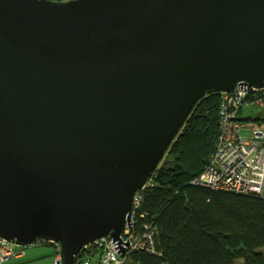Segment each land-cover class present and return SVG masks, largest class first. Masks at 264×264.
<instances>
[{
	"label": "water",
	"instance_id": "1",
	"mask_svg": "<svg viewBox=\"0 0 264 264\" xmlns=\"http://www.w3.org/2000/svg\"><path fill=\"white\" fill-rule=\"evenodd\" d=\"M237 82L264 84V0H0V237L61 264L117 238L195 102Z\"/></svg>",
	"mask_w": 264,
	"mask_h": 264
},
{
	"label": "trees",
	"instance_id": "2",
	"mask_svg": "<svg viewBox=\"0 0 264 264\" xmlns=\"http://www.w3.org/2000/svg\"><path fill=\"white\" fill-rule=\"evenodd\" d=\"M220 92L207 91L192 106L143 192V218L157 227L161 257L136 252L141 264H264L262 196L217 191L190 181L214 150ZM264 124V117H247Z\"/></svg>",
	"mask_w": 264,
	"mask_h": 264
},
{
	"label": "built area",
	"instance_id": "3",
	"mask_svg": "<svg viewBox=\"0 0 264 264\" xmlns=\"http://www.w3.org/2000/svg\"><path fill=\"white\" fill-rule=\"evenodd\" d=\"M249 104L264 109V84L253 86L237 82L232 90L220 92L214 150L201 173L190 184L217 191L263 195L264 124L235 119L242 107ZM152 185L151 174L133 192L131 206L118 237L106 234L82 245L73 264H141L132 258L136 252L161 257L157 249V227L151 221L139 220L144 216L140 211L143 192ZM44 244L54 246L53 264H59V244L52 239H36L27 246L1 237L0 264L23 257L29 246ZM157 264L167 263L162 260Z\"/></svg>",
	"mask_w": 264,
	"mask_h": 264
},
{
	"label": "rangeland",
	"instance_id": "4",
	"mask_svg": "<svg viewBox=\"0 0 264 264\" xmlns=\"http://www.w3.org/2000/svg\"><path fill=\"white\" fill-rule=\"evenodd\" d=\"M240 115L251 117V118H256L257 116L262 117L264 116V109L263 108L260 109L254 105L249 104V105H245L242 107ZM249 122H252V121L249 120ZM35 246L37 245H32L27 248L28 251H27V256L25 259L13 261V262L17 263V262L25 261L26 264H53L52 262L54 258L53 249L45 246L43 247L45 249L42 250V252L40 251V253L38 254H33L35 252H39L40 250V247H35ZM261 250L264 253V248H262ZM241 263H242L241 259H236L234 262V264H241Z\"/></svg>",
	"mask_w": 264,
	"mask_h": 264
},
{
	"label": "crops",
	"instance_id": "5",
	"mask_svg": "<svg viewBox=\"0 0 264 264\" xmlns=\"http://www.w3.org/2000/svg\"><path fill=\"white\" fill-rule=\"evenodd\" d=\"M240 112H241V110L239 111L238 116H240V117H246V118H247V116H241V115H240ZM257 117H258V116H257ZM262 117H264V116H262ZM45 246H47L48 248H52V249H53V252H54V254H55V248H54V246L51 245V244H44V245H38V246H35V247H40V250H39V252H35V253H33V254H38V253H40V251L42 252V250L45 249V248H43V247H45ZM27 251H28V249L26 250V254H25L23 257H21V258H16V259H12V261L9 260V263L7 262L6 264H26L25 261H21V262H17V263H15V262H13V261H17V260L25 259L26 256H27ZM52 262H53V261H52Z\"/></svg>",
	"mask_w": 264,
	"mask_h": 264
},
{
	"label": "bare ground",
	"instance_id": "6",
	"mask_svg": "<svg viewBox=\"0 0 264 264\" xmlns=\"http://www.w3.org/2000/svg\"><path fill=\"white\" fill-rule=\"evenodd\" d=\"M59 264H61V263H59Z\"/></svg>",
	"mask_w": 264,
	"mask_h": 264
}]
</instances>
